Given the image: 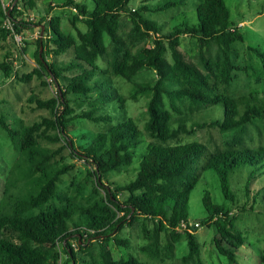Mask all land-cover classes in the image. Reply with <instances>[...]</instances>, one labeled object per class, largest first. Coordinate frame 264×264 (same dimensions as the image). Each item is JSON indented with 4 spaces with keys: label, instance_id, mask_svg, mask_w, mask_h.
<instances>
[{
    "label": "trees",
    "instance_id": "1",
    "mask_svg": "<svg viewBox=\"0 0 264 264\" xmlns=\"http://www.w3.org/2000/svg\"><path fill=\"white\" fill-rule=\"evenodd\" d=\"M94 2L91 11L77 0L62 4L75 10L73 35L62 30L60 16L50 15L57 4L35 22L21 16L26 7H36V0H10L8 5L0 0L2 81L29 83L37 76L42 85L49 86L50 78L57 88L49 99L34 93L28 98L35 109L48 110V116L32 123L0 119L1 131L16 150L0 198V264H172L179 247L185 252L182 264H203L192 232L196 223L213 225L217 253L239 264L237 253L247 240L236 227L233 210H255L264 198V142L258 147L248 142L251 126L260 138L264 135V94H231L240 69L234 44L244 41L239 24L232 22L225 0H200L198 24L167 27L169 32L162 29L166 22L160 25L145 12L166 11L187 0H159L138 8L130 6L131 0ZM38 26V67L22 74L28 44L23 33ZM185 39L192 40L194 50L182 49ZM250 49L264 70V51ZM146 74L152 75L149 81L142 80ZM118 77L130 85L126 96L113 84ZM140 99L146 100L142 125L126 107ZM78 101L93 105L78 111L72 106ZM111 104L122 118L109 112ZM76 119L109 127L75 134ZM214 130L222 141L213 138ZM200 131L209 137L187 140ZM66 151L90 167L97 196L78 198L83 188L75 182L70 194L60 191L62 177L75 167ZM123 169H132L135 178L125 184L106 181L110 172ZM203 170L217 174L221 198L206 191L207 217L191 224L190 197ZM237 173L232 187L230 177ZM240 179L245 180V196L251 197L242 206ZM135 224L148 241L139 246L141 259L129 250L131 241L116 234ZM94 240L100 248L97 257L89 256ZM112 244L122 252L118 258Z\"/></svg>",
    "mask_w": 264,
    "mask_h": 264
},
{
    "label": "rangeland",
    "instance_id": "2",
    "mask_svg": "<svg viewBox=\"0 0 264 264\" xmlns=\"http://www.w3.org/2000/svg\"><path fill=\"white\" fill-rule=\"evenodd\" d=\"M65 0H36V7L31 9L25 8V14L21 16L25 21L37 22L41 19L47 11V8L52 4H57L52 9L51 16H60L62 23L61 28L65 33L76 35V30L70 23V18L73 16V11L69 7H63L62 4ZM83 3L88 10L95 8L94 0H77ZM200 0H187L184 5L168 9L160 12H145V16L151 20L158 22L162 25L161 21L166 22V27H162L163 31L169 32L167 27L179 26L183 23L190 25H197V5ZM10 0H5L8 5ZM159 0H131L130 6L138 8L144 3L149 5H155ZM24 3V2H23ZM22 3V4H23ZM225 3L230 9L231 20L235 24H239L240 30L244 35V41H237L234 44L233 58L239 70L235 71V80L231 87V94L235 96L259 93L264 94V70L263 63L260 57L256 55L250 48H260L264 51V0H225ZM169 23V26H168ZM164 25V24H163ZM79 27L84 31L87 29L86 25L79 22ZM128 28V26H127ZM24 34L27 44L26 50V63L20 67V62L17 65L20 67L22 74L29 73L33 68L38 67L36 60V52L38 50V35H40V26L34 30L27 29ZM44 35V34H43ZM23 37V35H22ZM21 36H18V41H21ZM195 46L192 40L185 39L182 45V49L185 51L194 50ZM44 51V49H43ZM168 57H170L168 55ZM53 56L49 55L48 60H51ZM98 63L104 66V61L100 58ZM147 77L142 80L149 81L152 78L151 74H146ZM49 86L42 85V81L35 76L29 83L15 82V81H2L0 76V119L11 123L16 118H21L25 123H32L34 120L40 119L42 116H48V110L35 109V104H30L28 98L30 95L37 94L42 99H49L57 94V88L55 84H51V79L47 78ZM113 84L118 88L124 96L129 93V83L121 77L114 78ZM93 104L89 102L78 101L72 104L78 111L88 110ZM117 105V104H116ZM127 111L130 116H134L136 121L142 125L146 119L145 109L146 100L140 99L139 101L127 102ZM109 112L115 115L117 118H122V111L114 108L111 104L108 108ZM221 115L223 113L222 106L218 107ZM99 114V113H98ZM115 119L114 122H116ZM74 133L79 129H84L88 134L105 131L109 125L98 123L89 119H76L73 123ZM250 139L248 142L252 147H258L261 142H264V135L259 137L257 130L251 126ZM0 127V198L3 192V185L6 176L11 167L12 158L16 156V150L13 145H10V141L4 136ZM77 134V133H75ZM213 138L220 142L222 137L216 130L212 133ZM209 137L207 131H200L194 136L187 138L188 141L193 139L204 140ZM262 140V141H261ZM77 141H81L77 139ZM248 143V144H249ZM67 160L70 163H74L75 167L69 173L65 174L60 184V191L64 194H70L72 189V183L75 182L80 188H83L82 192L77 194L78 198L86 199L95 195L93 191V177L89 175L90 167L82 161L71 158L68 152H65ZM137 164V163H136ZM238 175H231V184L234 186V179ZM135 178V173L132 169H123L120 172H110L106 181H115L125 184ZM104 181L105 184L109 185ZM239 185V205H243L244 202L251 201L242 189L245 180L240 179ZM220 182L217 174L213 170H203L201 179L195 189L193 190L190 203H189V219L191 224L194 222H202L207 217V212L202 202V198L206 191H210L214 199L221 198L220 196ZM256 185H252V190ZM80 190V189H79ZM221 200V199H220ZM84 202V201H83ZM229 206V203H226ZM233 213L237 215L235 224L236 227L243 232L246 237V244L238 251L239 264H264V198L259 199L258 206L255 210L244 209L239 211L237 207L234 208ZM138 224L133 226H126L121 232L116 234L122 238H127L131 241L130 251L134 255L142 258L139 253V246L147 243L148 241L140 236ZM195 233L196 241L201 247V260L203 264H230L225 256L219 255L214 247V227L213 225H195L192 230ZM184 245V244H183ZM184 247V246H183ZM115 256L118 258L122 255L118 246L112 244ZM100 248L97 240L92 243L89 256L97 257L99 255ZM185 252H181V247L176 251V257L172 264H182L181 257ZM170 264V263H169Z\"/></svg>",
    "mask_w": 264,
    "mask_h": 264
},
{
    "label": "water",
    "instance_id": "3",
    "mask_svg": "<svg viewBox=\"0 0 264 264\" xmlns=\"http://www.w3.org/2000/svg\"><path fill=\"white\" fill-rule=\"evenodd\" d=\"M15 3H16V1L14 2V4L13 5H15ZM42 32H41V36H43V34H44V30H45V25H42ZM41 52L43 51V46L41 45Z\"/></svg>",
    "mask_w": 264,
    "mask_h": 264
},
{
    "label": "built area",
    "instance_id": "4",
    "mask_svg": "<svg viewBox=\"0 0 264 264\" xmlns=\"http://www.w3.org/2000/svg\"><path fill=\"white\" fill-rule=\"evenodd\" d=\"M17 39H18V37H17ZM195 225H197V226H198V223H196Z\"/></svg>",
    "mask_w": 264,
    "mask_h": 264
}]
</instances>
